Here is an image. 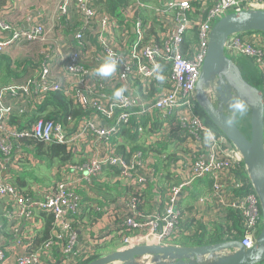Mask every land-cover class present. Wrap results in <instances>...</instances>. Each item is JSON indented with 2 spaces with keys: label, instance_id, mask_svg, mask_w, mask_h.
<instances>
[{
  "label": "built area",
  "instance_id": "1",
  "mask_svg": "<svg viewBox=\"0 0 264 264\" xmlns=\"http://www.w3.org/2000/svg\"><path fill=\"white\" fill-rule=\"evenodd\" d=\"M76 2L80 22L73 35L74 49L57 51V68L44 62L42 51L44 59L35 74L0 88V264H76L81 258L91 259L96 245L114 236L122 237L120 249L176 245L171 241L184 222L214 220L227 210L238 212L243 220L241 245L245 249L253 246L262 224L257 195L238 151L197 112L195 85L215 22L241 10H264V0ZM71 3L58 0L56 14L69 17ZM107 4L116 5L118 14L99 10V5ZM6 16H0V55L16 45L44 40L41 23L31 29H15ZM190 33H195L197 43L190 44L189 53L184 54L182 48ZM260 35L230 37L225 55L233 60L249 58L262 69L264 37ZM91 36L94 44L89 41ZM109 56L117 61L116 71L100 77L89 65L98 66ZM155 64L161 71L169 70L168 81L156 78ZM54 69L61 81L53 77ZM121 88L124 91L117 100L114 92ZM59 91L74 107L91 112L87 120L74 127L38 114L45 96ZM14 114L19 119L16 125L9 124ZM22 114L26 115L20 119ZM208 130L213 134L210 142L205 141ZM125 133L137 134V138L149 134L146 149L119 152L118 141ZM160 133L161 137H179L173 159H160L173 176L172 185L164 188L153 169L157 156L152 149ZM86 141L89 159L54 166L56 179L51 188L35 186L32 195H27L10 183L9 178L19 172L22 163L41 162L34 159L31 145L35 142L68 146L74 159ZM106 170L112 174L102 177ZM5 172L9 175L1 177ZM103 180L125 189L122 209L112 211L107 204L92 203L89 208L105 212L104 227L92 236L80 237L73 227L82 214L79 192L95 194L94 182L105 183ZM149 186L155 192L153 208L144 214L136 196ZM191 189L195 191L190 193ZM39 213L53 216L51 237L30 250L35 233L41 229ZM124 231L131 234L122 236ZM185 232L193 233L189 227Z\"/></svg>",
  "mask_w": 264,
  "mask_h": 264
},
{
  "label": "water",
  "instance_id": "2",
  "mask_svg": "<svg viewBox=\"0 0 264 264\" xmlns=\"http://www.w3.org/2000/svg\"><path fill=\"white\" fill-rule=\"evenodd\" d=\"M248 33L264 35V10H241L215 22L195 85V102L238 151L257 195L262 224L253 246L245 249L237 240L198 246L137 245L115 250L88 264H264V92L252 85L234 60L225 55L230 37ZM233 100L243 105L244 113L249 112L248 136L241 130L243 117L230 111ZM229 117L233 118L231 124L227 122Z\"/></svg>",
  "mask_w": 264,
  "mask_h": 264
},
{
  "label": "crops",
  "instance_id": "3",
  "mask_svg": "<svg viewBox=\"0 0 264 264\" xmlns=\"http://www.w3.org/2000/svg\"><path fill=\"white\" fill-rule=\"evenodd\" d=\"M57 2L58 0H0V16L3 14H7L8 16H6L5 19L9 23V25H11V27L15 29L26 30L28 28L31 29L37 23H41L45 30V38L41 43L37 42V43H31V44H19L7 50L5 53L1 55V56L8 57L12 62V66L10 69V71L12 72V78L10 77L9 79L10 83L17 81L19 78H22V77L25 78L26 76L35 74L37 72V68L41 65L44 59V58H41L42 51L46 54L44 62H47L49 64H55L54 66L57 68L56 62L58 60L59 53H60V52L57 53V51L62 50L63 53H68L70 49L71 50L74 49L73 35L80 22V16L79 14H77L78 12L77 2L76 0H72L70 10H69V14H70L69 17L58 16L56 14ZM98 8L101 12L107 9L108 11L111 10L112 12H114L115 15L118 14V9H116V5H113V4L111 6H108V4L105 6L99 5ZM125 25L127 26L128 31L132 37L133 32H132L131 25L129 23ZM186 39H187V42L182 48V52L184 54L189 53L187 52V50L190 44L195 45L197 43L195 39V33L188 34ZM89 41L92 44H94L95 40L91 36L89 37ZM34 44L37 45V51L27 52L25 48L27 46H31ZM261 47H262V50H264V42L262 43ZM17 50H19L18 56H16ZM234 61H238L239 65L243 69V72H242L243 76L247 80L250 79L253 82V85L257 86L259 89L261 90L264 89V67H262L261 69L260 65L255 64L253 60L249 58H245V57H238ZM18 62H19V67L18 65H16ZM14 65H16L18 68H16ZM98 66L89 65V67L93 70H96ZM55 71L56 70L54 69L53 77L60 80V77ZM38 72H39V69H38ZM161 74L164 77L163 80L165 81L169 80L170 78L169 70L163 71L161 72ZM152 89L154 90V87H152ZM162 134H164V132ZM145 135L146 134H144V136ZM129 137L132 138L131 136ZM122 138L118 142L120 141L122 142L123 141ZM162 139H164V142H161ZM138 140L141 141L140 138H138ZM178 140H179V137L174 134H168L165 137H161V133H160V136L158 137L157 142L153 144L152 151L155 152V156L158 155L161 160H164L165 159L164 155L166 156L174 155V153L176 152V145H177ZM146 141H147V138L145 139L144 142L142 140L141 142H138V144H135L133 147H130L127 149H125L121 143H118V144L119 145L121 144L123 148V150L122 149L121 150L125 152L128 149L137 150V149H134L135 147L139 149H146L145 147ZM132 143L134 144L135 141H133ZM79 149H80V152L76 156H74L73 161H76L78 163H83L84 161H87L91 155L90 152H88L87 150V141H86V144H84V146H81V148ZM87 152H88V155H87ZM34 159L41 160V162L34 163L33 165L26 163L27 165L23 166L22 168L20 167V169L18 170L19 172L17 173L15 177L11 178L12 177L11 176L9 178V180L12 181L16 186L19 185L18 187H19V190H21V192L27 195H32L31 188L35 190V186L51 188V186L54 185L53 179L49 183L48 179L40 178L39 180L38 178H36L35 175H32V172L34 171L36 165L47 164V167L49 166L51 168V177H55L54 176L55 170L53 169V167L58 165L57 159H55L51 163L50 161L48 162L45 157H38ZM5 165H8V164H5ZM31 170L33 171L30 172ZM166 173H168V165H167V168L162 170L161 174L158 175L160 184L165 183L164 180L170 182L169 180L170 178L166 176ZM8 175L9 173L5 172L4 174L1 175V177H7ZM163 175H165V177ZM48 176L50 177V175ZM17 178L22 179V182L16 183ZM103 182H105V180H103ZM168 184L169 183L167 184L165 183L163 184V186L162 185H159V186H162L164 188ZM92 190H93L92 192L95 194L88 193L87 191H83L81 193L79 192L81 200H82V204H81L82 214L78 217L77 221L73 222V227L75 228L77 235H79L80 237H86L88 235V232L90 231L94 232L95 230L102 229L104 227L105 218L101 220L100 228H99V225L97 224L99 221L90 225L89 218L87 217V211L91 209L88 207L89 205L97 202L103 205L107 204L108 208L112 211L118 210V209H120L121 211L122 209L121 198L123 197L124 191H125L123 187L121 188L118 185H112V183L110 182H105V183L94 182V187ZM35 196H38V195L35 194ZM0 215H1V209H0ZM33 225L36 226L37 223L35 222L33 223ZM120 247H121V244L118 245L114 250H111L109 253L115 250H119Z\"/></svg>",
  "mask_w": 264,
  "mask_h": 264
},
{
  "label": "trees",
  "instance_id": "4",
  "mask_svg": "<svg viewBox=\"0 0 264 264\" xmlns=\"http://www.w3.org/2000/svg\"><path fill=\"white\" fill-rule=\"evenodd\" d=\"M260 36L264 37V35H260ZM16 65H18L19 67V62ZM16 65L14 66L18 68ZM11 66H12L11 60L6 56L0 55V67H1L0 68V88L10 84L9 79L10 77L12 78V72L10 71ZM163 71L164 70H162L161 72ZM162 81L164 82L165 80H162ZM197 112L200 114L201 117H203V121L205 124L209 126L211 125V127L215 128L198 107H197ZM16 114L11 116V118L9 119V124L16 125L15 124L16 121L19 120ZM38 114H40V116L44 119L59 121L65 125H70V126L75 127L77 123L81 122L82 120H87L91 112L89 111L85 112L81 108L74 107V105H72L66 99L65 95L59 91L55 93H49L45 96V100L43 104L40 106L38 110ZM244 114L246 116L238 115V117L240 116L243 117L241 118L243 120V124H241V130L246 136H248L249 134V125H248L249 112L244 113ZM25 115L26 114L20 115L21 116L20 119H22L23 116ZM216 130L217 132L222 134L218 129ZM136 135L137 134L133 135L132 133L130 136L135 138ZM31 146L34 149L35 158L45 157L48 162L50 161V163L54 161L55 159H57L58 165H62L64 163L73 161V157L69 151L68 146H64V145L45 146L37 142H35ZM120 146L121 145H119L118 147L119 152H123L122 151L123 148L122 146L121 147ZM134 149L144 151V149H139L137 147H135ZM156 156H157L155 157L156 162H155V165H153V169L158 175H160L161 171L167 168V165L164 164V162L160 160L158 155ZM173 156L174 155H167L166 156L167 158L164 160L165 161L172 160ZM16 175L17 173H15L12 176V178L15 177ZM166 176L170 178L169 179L170 182L166 180H164V182L166 184L171 183L172 185V180H173L172 174L166 173ZM17 182H22V179L17 178L16 183ZM18 186L17 188L19 189ZM154 196H155V192L151 191V189L149 188L143 191L140 196L138 195L136 196L138 200H140L138 204L140 206V210L144 214L150 213L152 211ZM104 213L105 212L103 210L100 212H96L93 209H89L87 211V217L89 218L90 225L101 220L103 218ZM224 214L225 215L222 217H219V215L217 214V217L214 220H207L206 222H198L196 220H190V221L184 222L183 225L181 226V230L178 232L177 237H174L171 242L176 245L198 246V245L215 244V243L223 242V241L242 240L244 226H243V220L240 214L232 210H227L225 211ZM37 218L39 220V227L41 228V230L35 233V236L32 239V246L30 247V250H36L37 248L41 246L43 242L48 240L51 237L50 232L52 231V228H53L54 219L51 214L39 213L37 215ZM188 227L191 228L193 231V233L190 235L186 234L185 232V230ZM92 233L93 232L91 231L88 232V234L91 236H92ZM129 234H131L130 231H124L122 236L129 235ZM121 238L119 236H114L108 241L98 243L95 247L94 255L91 259L81 258L80 260H78V262H76V264H88L94 259L104 256L107 253L109 254L111 250H114L118 245L121 244Z\"/></svg>",
  "mask_w": 264,
  "mask_h": 264
},
{
  "label": "clouds",
  "instance_id": "5",
  "mask_svg": "<svg viewBox=\"0 0 264 264\" xmlns=\"http://www.w3.org/2000/svg\"><path fill=\"white\" fill-rule=\"evenodd\" d=\"M117 68V61L115 59H113L111 56L106 57L104 62L102 64H100L97 68H96V74L100 77H108L110 76L113 72L116 71ZM153 72L156 73V78L158 80H163L164 77L161 74V66L159 64H155L153 67ZM124 89L121 88L119 90H116L114 92V98L119 100L122 97V93H123ZM230 111L234 114H239V115H243L244 114V107L243 105L238 101V100H233L230 103ZM229 124H231L233 122V118L229 117L228 121ZM213 139V134L211 132V130H208L205 132V141L206 142H210Z\"/></svg>",
  "mask_w": 264,
  "mask_h": 264
},
{
  "label": "rangeland",
  "instance_id": "6",
  "mask_svg": "<svg viewBox=\"0 0 264 264\" xmlns=\"http://www.w3.org/2000/svg\"><path fill=\"white\" fill-rule=\"evenodd\" d=\"M27 50V52H35L37 51V45L34 44V45H31V46H27L25 48ZM18 51L17 50V55L18 56ZM13 57V55H12ZM240 68L241 72H243V69L242 67L239 65L238 61H234ZM252 85H253V82L249 79L248 80ZM257 87V86H256ZM262 91L264 92V89H262ZM130 136V135H129ZM128 136V134H125L122 138V142L120 141V143L122 144V146L127 149V148H130V147H133L135 144H138V142H141L143 140V142L145 141L146 138H148L149 134H146L145 136L141 137V141L138 140L137 137L133 138H130ZM119 139V137L117 138ZM135 141V143L133 144L132 142ZM120 144V145H121ZM27 165L26 163H22V167ZM33 170H31L30 172H32ZM109 174H112L110 171L106 170L103 174H102V177H105V176H108ZM32 175H35L36 178H38L40 180L41 179H48L49 180V183L51 182V180H55V177H51V168L48 166L47 167V164H41V165H36L35 166V169L34 171L32 172ZM50 175V177L48 176ZM113 176H115V174L113 173ZM165 177V175H163ZM121 187V186H120ZM149 189H151V187L149 186ZM152 191V190H151Z\"/></svg>",
  "mask_w": 264,
  "mask_h": 264
}]
</instances>
